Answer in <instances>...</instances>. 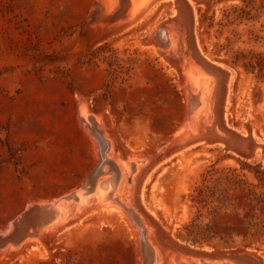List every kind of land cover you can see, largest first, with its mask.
Here are the masks:
<instances>
[{"label": "rangeland", "instance_id": "rangeland-1", "mask_svg": "<svg viewBox=\"0 0 264 264\" xmlns=\"http://www.w3.org/2000/svg\"><path fill=\"white\" fill-rule=\"evenodd\" d=\"M132 9L0 0V264H264V0ZM188 67L212 84L195 113ZM102 144L118 186L105 165L90 195L114 209L64 199ZM59 198L63 223L34 227Z\"/></svg>", "mask_w": 264, "mask_h": 264}, {"label": "bare ground", "instance_id": "bare-ground-1", "mask_svg": "<svg viewBox=\"0 0 264 264\" xmlns=\"http://www.w3.org/2000/svg\"><path fill=\"white\" fill-rule=\"evenodd\" d=\"M148 0H129V4L131 6V9L133 7H136L141 4H144L146 3ZM133 10V9H132ZM130 14V13H129ZM162 29V28H161ZM158 34V39L160 40V43L162 45H167V46H170L172 43H173V36L170 35V33L168 31L165 30H161ZM164 46V47H165ZM186 76H187V83L191 89V98H193L196 103L195 107L198 108L200 105H201V102H200V94H201V90H202V87H205L207 82H206V78H204V76L199 72L197 71L195 68H192V67H188L187 71H186ZM202 79H205V80H202ZM197 84H198V89H197ZM197 90V92H195ZM195 92V93H194ZM81 106V105H80ZM82 108V107H81ZM84 109L82 108V113H81V110H80V113L81 115L84 117V118H87L88 116H86V112L85 110L83 111ZM196 109L194 108V106L192 107L191 109V112L193 113ZM86 116V117H85ZM96 119V118H95ZM87 120V119H85ZM97 122V121H96ZM104 141V140H103ZM108 148V146H107ZM105 158L108 159V155H107V152L105 153ZM105 166V165H104ZM107 167V165H106ZM112 167V166H111ZM103 171H104V167H103ZM102 171V172H103ZM122 173V171H121ZM110 177V176H109ZM119 177V176H118ZM108 181V179H107ZM97 183V182H96ZM98 185V184H97ZM97 185H95L97 187ZM106 184H104L105 186ZM109 186V185H108ZM118 186V184H117ZM117 186H115L117 189ZM99 187V186H98ZM97 187V188H98ZM101 187V186H100ZM118 188H121V187H118ZM112 189V188H111ZM110 190V189H109ZM114 190V189H113ZM119 190V189H118ZM116 190V191H118ZM94 191V190H93ZM108 190L106 189V192ZM106 192H103V191H100V190H97L94 194L92 193L91 195L90 194H84L82 193L81 191H77L76 190V194H77V197H76V201L78 202V204H85V203H88V200L95 197V199L97 201L99 200H102L101 202L104 203V207L106 206L107 209H114V207L110 204L111 202V196H108L109 194L106 193ZM113 192V191H112ZM111 194V193H110ZM112 195V194H111ZM102 198V199H100ZM75 200V199H74ZM110 200V201H108ZM113 200H114V197H113ZM127 201V199H126ZM116 202V201H115ZM125 202V201H124ZM116 204V203H115ZM118 205V204H117ZM127 205V204H126ZM121 206V205H120ZM56 211L55 212V215L48 221L45 222L44 225H46L45 227L49 230H54L56 229L58 226H60L64 219H66V215H67V212L69 213V207L66 203L64 202H59L57 204V207H56ZM127 208H128V205H127ZM126 208V209H127ZM117 210V209H116ZM43 225V228L45 229ZM140 225V224H139ZM42 229V228H41ZM32 232V231H31ZM32 236V235H30ZM153 255V256H152ZM150 257V256H149ZM182 262V261H181ZM150 264H157V257H156V254L155 253H151V258H150ZM186 264V263H185Z\"/></svg>", "mask_w": 264, "mask_h": 264}, {"label": "water", "instance_id": "water-1", "mask_svg": "<svg viewBox=\"0 0 264 264\" xmlns=\"http://www.w3.org/2000/svg\"><path fill=\"white\" fill-rule=\"evenodd\" d=\"M196 108V107H194ZM88 122L91 124V126L95 125V120L93 117L88 116ZM107 151V146H105V144H102L100 147V161L97 164V166L90 172V174L87 176L85 182L81 185V187L79 188L83 193H87L90 194L95 187L96 184V180L97 178L100 176V174H103V167L104 165L108 166V169H106L105 173L110 174H114V176L111 178V180L109 179V183L111 184V188L113 189V187L116 185L117 180H118V174L119 171L117 170V168L115 167V164L113 162H111L110 160L105 158V153ZM111 166L115 169V171H111ZM134 164H131V171H133L134 169ZM110 170V171H109ZM77 194H76V190L73 191L72 193H70L67 197H63L64 199H70V198H75L76 199ZM115 201V200H114ZM60 202V198L54 200L51 203H44V204H38V205H34L31 207V211L30 213L33 214V219L36 222L34 225V227L36 228H40L42 227L46 221L50 220L56 212V207L57 204ZM119 204V203H118Z\"/></svg>", "mask_w": 264, "mask_h": 264}, {"label": "crops", "instance_id": "crops-1", "mask_svg": "<svg viewBox=\"0 0 264 264\" xmlns=\"http://www.w3.org/2000/svg\"><path fill=\"white\" fill-rule=\"evenodd\" d=\"M201 74L204 76V78H206V81H208V84L205 87H202L201 94H200V102H201V105L203 104L202 106H204L207 103V101H208V95L205 96V94H208L209 87H211L212 84H211L210 78H209V76L207 74H205V73H201ZM202 80H205V79H202ZM190 91H191V89H190ZM195 92H197V90ZM194 113H195V111H194Z\"/></svg>", "mask_w": 264, "mask_h": 264}, {"label": "trees", "instance_id": "trees-1", "mask_svg": "<svg viewBox=\"0 0 264 264\" xmlns=\"http://www.w3.org/2000/svg\"><path fill=\"white\" fill-rule=\"evenodd\" d=\"M260 174H261V177H258L257 180L260 183L259 187H262L264 185V172H261ZM254 201L260 203L262 201L261 195L255 197Z\"/></svg>", "mask_w": 264, "mask_h": 264}]
</instances>
